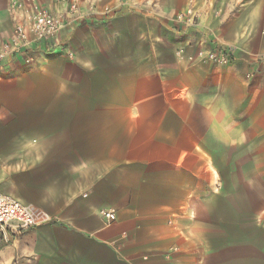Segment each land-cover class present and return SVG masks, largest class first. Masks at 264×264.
Instances as JSON below:
<instances>
[{"label": "crops", "instance_id": "0c3cea01", "mask_svg": "<svg viewBox=\"0 0 264 264\" xmlns=\"http://www.w3.org/2000/svg\"><path fill=\"white\" fill-rule=\"evenodd\" d=\"M14 1L76 0H0V48ZM77 2L51 49L0 65V192L51 217L0 233V264H264V0ZM219 47L230 64L176 56Z\"/></svg>", "mask_w": 264, "mask_h": 264}, {"label": "built area", "instance_id": "2783aa9c", "mask_svg": "<svg viewBox=\"0 0 264 264\" xmlns=\"http://www.w3.org/2000/svg\"><path fill=\"white\" fill-rule=\"evenodd\" d=\"M13 8L22 9V19L13 28L11 37L0 48V65L4 66L8 60L19 59L27 65L35 61V54L51 49L60 32L80 23L84 18L79 14V3H69L66 14H51L37 4H30L27 9L14 1ZM113 12L110 8L104 9L108 17ZM95 14V6L89 9V15ZM176 22L183 27L192 28L197 24L196 18L186 17L183 13L176 16ZM179 60H188L192 63L209 62L217 65L230 64L233 61L234 49L219 47L211 50H197L193 55H187V48H180L176 52ZM99 214L106 225L113 224L116 212L107 209L100 210ZM51 221V217L22 204L20 201L7 197L0 192V233L13 231L19 234L23 230L38 227Z\"/></svg>", "mask_w": 264, "mask_h": 264}]
</instances>
